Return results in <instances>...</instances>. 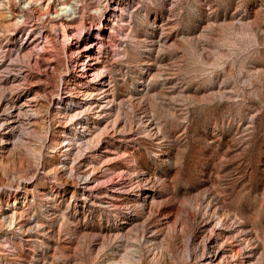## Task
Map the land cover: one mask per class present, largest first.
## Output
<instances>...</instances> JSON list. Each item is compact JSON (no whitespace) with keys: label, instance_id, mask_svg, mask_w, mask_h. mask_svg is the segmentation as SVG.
I'll use <instances>...</instances> for the list:
<instances>
[{"label":"rangeland","instance_id":"1","mask_svg":"<svg viewBox=\"0 0 264 264\" xmlns=\"http://www.w3.org/2000/svg\"><path fill=\"white\" fill-rule=\"evenodd\" d=\"M23 1L0 0V264H264V0Z\"/></svg>","mask_w":264,"mask_h":264},{"label":"bare ground","instance_id":"2","mask_svg":"<svg viewBox=\"0 0 264 264\" xmlns=\"http://www.w3.org/2000/svg\"><path fill=\"white\" fill-rule=\"evenodd\" d=\"M115 0H105L106 2V6H109L111 5L112 3H114ZM33 2V0H25L23 1V3H25L27 6L30 5L31 3ZM65 3H62L60 2V0H57V4H50L48 3V0H47V3H46V7L44 8L43 12H41L40 14L41 15H47L49 13H57V11H62V6L64 5ZM59 7V8H58ZM103 13V12H102ZM70 14H67L66 16H69ZM58 17V16H57ZM64 17V16H62ZM38 19V18H37ZM60 19V18H59ZM93 19V18H92ZM38 22H39V19H38ZM37 22V23H38ZM95 22V19L91 20V21H83L81 26H80V30H76V31H71V35H75V36H80L79 34L82 32V31H90V29H92L94 26H97V23H94ZM35 25V23H34ZM34 25H32L30 28H32ZM36 27V25H35ZM33 29V28H32ZM46 39H47V36L48 35H43ZM93 92H94V87H86L85 89H83L82 91L80 90V95L83 97V98H87V97H90V96H93ZM41 123V122H40ZM51 137V136H50ZM51 141H55V138L54 137H51L50 138ZM91 142V141H90ZM25 143H28V142H25ZM54 143V142H53ZM30 144V143H29ZM33 145V144H32ZM31 145H29L30 147ZM34 146V145H33ZM37 146V145H36ZM39 148V147H37ZM36 148V149H37ZM18 151H21L18 150ZM35 151V150H34ZM38 151V150H37ZM36 153V151H35ZM38 153V152H37ZM36 153V154H37ZM21 154H18V160H21V163H25V160L22 159V157L20 156ZM24 155V154H22ZM10 159V158H9ZM8 161V159L6 157H2L0 155V172L1 171H4L5 169L8 168V166L11 164L8 163L5 164V162ZM10 162H12V160H10ZM26 162H29V161H26ZM25 165V164H24ZM47 165L49 164H45V168L47 167ZM11 166V165H10ZM11 168V167H9ZM27 168V166H26ZM29 168V167H28ZM2 173V172H1ZM4 173V172H3ZM9 173V171H8ZM6 174V173H4ZM3 175V174H2ZM5 177V175H4ZM80 179H82L83 181L86 179V172H83V174L81 175V177H79ZM1 180H4L2 177H0V181ZM7 181V180H6ZM19 181V180H18ZM82 181V182H83ZM10 182V181H8ZM12 182V181H11ZM5 183V182H4ZM7 184V183H6ZM9 184V183H8ZM13 184V182H12ZM2 185V184H1ZM5 185V184H4ZM8 186V185H7ZM10 186V185H9ZM22 187L23 191H26V187L27 185L26 184H23L22 182L21 183H15L13 185V187ZM11 187V186H10ZM22 191V192H23ZM22 197V196H21ZM27 197V196H26ZM20 199V198H19ZM27 200V199H26ZM25 201V197L22 199L21 203H24ZM22 205L23 204H17V205H14V204H11V207L6 210L1 218L4 220V221H7L10 225H12V227L15 229V231H20L22 233H25L27 231V229H31V222H30V219L29 217L26 216V210L22 208ZM28 213V212H27ZM26 216V218H24ZM1 220V219H0ZM2 220V221H3Z\"/></svg>","mask_w":264,"mask_h":264}]
</instances>
